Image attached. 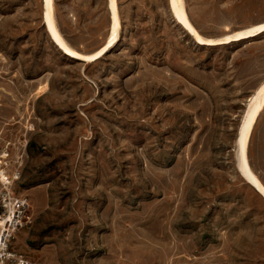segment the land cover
<instances>
[{
	"label": "rangeland",
	"instance_id": "374dc122",
	"mask_svg": "<svg viewBox=\"0 0 264 264\" xmlns=\"http://www.w3.org/2000/svg\"><path fill=\"white\" fill-rule=\"evenodd\" d=\"M44 2L0 0V149L32 217L7 264H264V0H115V38L108 0H51L91 62Z\"/></svg>",
	"mask_w": 264,
	"mask_h": 264
},
{
	"label": "built area",
	"instance_id": "2783aa9c",
	"mask_svg": "<svg viewBox=\"0 0 264 264\" xmlns=\"http://www.w3.org/2000/svg\"><path fill=\"white\" fill-rule=\"evenodd\" d=\"M22 160L10 148L0 149V264L13 262L9 254L12 238L32 223L30 202L19 191L22 177ZM16 264H28L16 260Z\"/></svg>",
	"mask_w": 264,
	"mask_h": 264
},
{
	"label": "bare ground",
	"instance_id": "6f19581e",
	"mask_svg": "<svg viewBox=\"0 0 264 264\" xmlns=\"http://www.w3.org/2000/svg\"><path fill=\"white\" fill-rule=\"evenodd\" d=\"M45 4V13H46V19H47V27L51 33V35L53 36L54 38V42L56 44V46H58V48L64 52H66L70 58H75V59H81V60H85V61H92L93 59H90V58H82L80 57L78 54L68 50L62 39L57 35L56 33V30L54 28V25L52 24V22L50 21L49 19V14L51 12V9H52V2L51 0H45L44 2ZM108 8H109V16H110V25H111V29L113 31V34H114V38H115V34L119 28V17H118V11H117V8H116V3H115V0H108ZM175 14L177 16V19L186 27L188 28L189 30L192 31L191 27L188 25L187 21H186V16H185V13L184 11L181 9V8H176L175 9ZM261 32H264V27L258 29V31L253 34V35H250L248 36L249 38L250 37H254V36H257L258 34H261ZM247 37V38H248ZM243 39H246V37L244 38H236V39H230L228 40L227 42H233V41H239V40H243ZM215 45H218V44H221V43H214ZM112 45H109L107 47H105L103 49L104 50H108ZM102 51V52H103ZM257 116V113H255L254 115H252L250 118H248V120L246 121V123L244 124L243 126V129H242V142H243V145L245 146V143L249 137V133H250V129L253 125V122L255 120ZM251 184L256 188V190L258 191V193L264 197V191L263 189L258 185L256 184L255 182L251 181Z\"/></svg>",
	"mask_w": 264,
	"mask_h": 264
},
{
	"label": "water",
	"instance_id": "95a60500",
	"mask_svg": "<svg viewBox=\"0 0 264 264\" xmlns=\"http://www.w3.org/2000/svg\"><path fill=\"white\" fill-rule=\"evenodd\" d=\"M234 154H235V167H236L237 166V158H236V156L238 157L237 147L236 146L234 147Z\"/></svg>",
	"mask_w": 264,
	"mask_h": 264
}]
</instances>
